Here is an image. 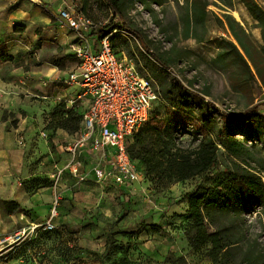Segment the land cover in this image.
<instances>
[{"label": "rangeland", "instance_id": "obj_1", "mask_svg": "<svg viewBox=\"0 0 264 264\" xmlns=\"http://www.w3.org/2000/svg\"><path fill=\"white\" fill-rule=\"evenodd\" d=\"M158 1L161 4L124 0L120 17L107 0H0L8 12L18 8L31 12L15 22L4 13L0 33L23 43L14 45L17 57L4 68L29 72L20 79L33 82L31 91L0 88V99L8 105L3 114L7 127H18L20 115L37 119H29L36 128L27 120L19 130L20 177L29 195L50 192L53 199L60 198L53 230L45 229L49 209L42 214L22 207L18 209L26 214L22 219H5V225L10 223L6 232L23 228L29 232L12 248L0 251V264H216L207 255L208 246L195 249L190 243L194 229L188 196L198 188L214 186L227 169L242 166L264 175V123L245 126L225 120V115L236 117L254 108L264 116V83L255 70L254 78L242 82L241 69L229 70L216 62L230 48L228 41L238 44L226 15L242 25L255 46L264 44L263 23L247 7L250 3L263 16L264 0H231V7L228 0H209L207 20L192 21L190 29L193 17L187 0ZM63 8L84 13L96 23V30L109 25L118 52L158 91L151 117L166 122V129L159 131L146 123L130 140L132 151L140 148L138 138L153 149L175 143L185 153L212 139L219 148L215 165L187 180L148 173L147 180L123 193L96 180L79 182L59 173L67 159L63 147L76 136L71 126L61 127L60 119L84 111L73 102L76 92L61 81L78 62L69 45L74 34L57 15ZM140 39L167 67L151 58ZM26 103L30 109L22 108ZM234 139L245 145L240 155L228 148ZM0 209L6 216L12 211L2 201ZM241 219L251 244L264 252V207L240 216L242 225Z\"/></svg>", "mask_w": 264, "mask_h": 264}, {"label": "trees", "instance_id": "obj_2", "mask_svg": "<svg viewBox=\"0 0 264 264\" xmlns=\"http://www.w3.org/2000/svg\"><path fill=\"white\" fill-rule=\"evenodd\" d=\"M107 2L115 14L122 17L124 0H107ZM156 2L161 4L158 0ZM187 4L193 17V20L188 22V29L192 21L195 24L205 23L210 11L208 9L209 0H187ZM226 5L231 7L232 1L228 0ZM247 7L254 17L263 23L264 39V15H259L250 3H247ZM226 17L238 44L228 41L227 45L230 48H225L217 57L216 62L229 70L235 67L241 69L242 82L248 83L250 78H254L255 70L264 83V44L260 48L255 46L242 25L229 15ZM16 30L19 31L18 27ZM98 32L101 35H107L113 30L106 25ZM140 40L151 58L167 67L166 62L155 55L142 39ZM115 50L121 55L116 47ZM5 52L4 45L0 43V58L2 60L13 58ZM149 61L153 64L151 60ZM194 95L202 98L195 93ZM82 120L83 113L78 114L72 111L67 117H62L59 124L63 128L71 126L77 133L81 129ZM225 120L236 125L247 126L264 123V116L254 108L236 117L225 115ZM203 121H209V118H204ZM147 124L159 131L166 129V122L156 117H151ZM232 142L228 147L229 150L234 155H240L245 145L240 139H234ZM137 143L140 144V148L135 152L129 145L130 155L137 164L145 165L143 168L146 180L148 173L159 178L168 176L177 180H187L205 172L218 161L219 148L212 139L203 141L192 153H185L184 150L176 147L174 142V144L162 145L154 149L150 148L144 139L138 138ZM188 201L189 217L194 229L190 243L195 249L208 246L207 255L216 264H264V252L256 244H251L250 238L243 231V220L241 219L242 225L238 220L240 216L255 211L258 206L264 207V175L242 166L227 169L223 175L217 177L214 186L198 188L190 193ZM5 204L10 205L12 211L20 208L16 201H5ZM255 241L259 242L257 239Z\"/></svg>", "mask_w": 264, "mask_h": 264}, {"label": "built area", "instance_id": "obj_3", "mask_svg": "<svg viewBox=\"0 0 264 264\" xmlns=\"http://www.w3.org/2000/svg\"><path fill=\"white\" fill-rule=\"evenodd\" d=\"M57 15L74 34L69 45L78 60L77 68L61 81L78 89L73 102L84 107L81 129L64 148L69 157L59 173H69L79 182L92 173L97 182L118 189L145 181V169L131 158L129 143L150 120L157 89L133 62L117 53L113 33L101 35L91 18L73 9H60ZM89 155L98 157L90 170ZM59 202V197L53 201L47 230L55 228ZM28 232L23 228L0 236V251L12 248Z\"/></svg>", "mask_w": 264, "mask_h": 264}, {"label": "crops", "instance_id": "obj_4", "mask_svg": "<svg viewBox=\"0 0 264 264\" xmlns=\"http://www.w3.org/2000/svg\"><path fill=\"white\" fill-rule=\"evenodd\" d=\"M7 7H3L0 3V33H2L1 28V22L3 21L4 13L7 15V20L11 19V22H15L16 20H25L29 15L30 11L26 10L25 8H18V9H12L10 12L6 10ZM75 39V37H74ZM74 41V40H73ZM0 43L4 45L6 52V55H11L13 58L10 60H2L0 58V88L4 89L6 88H12L14 86L17 87H23V89H26L28 91L32 90V84L33 82H28L26 80H21V77H24V74H30L29 72H24L20 68H13L12 70H8L4 68V66L8 63H10L12 60H15L16 55V49L14 48L15 44H20L22 46L23 43L17 42L16 40H13L9 37H3L0 35ZM69 43V41H67ZM78 65V62L77 64ZM73 70V69H72ZM70 70L69 72H71ZM68 72V73H69ZM32 73V72H31ZM67 73V74H68ZM66 74V75H67ZM22 75V76H21ZM65 75V76H66ZM51 75H48L50 77ZM19 81L23 82V84L19 83ZM19 84H18V83ZM74 92L77 93L78 89L76 87L69 86ZM3 99H0V201H16L19 203L20 208H32L39 213H46L49 209L48 216L50 214V210L53 204V195L49 193L44 194H28L27 188L25 187L21 177L20 173L23 171L21 167H19V158L17 154L19 153V130L24 127V124L27 122L33 123V121H30L31 119L36 121L37 119L34 118V116H21L23 119L22 122H20V125L18 127H7V121L3 119L4 114V107L8 106L7 103L3 105ZM20 106V105H19ZM22 108L30 109L31 105L26 103ZM14 110L19 111V108H15ZM41 117H39L40 119ZM30 119V120H29ZM33 128H36V125L32 124ZM64 150V147H63ZM66 157L68 159L69 154L66 153ZM66 159V160H67ZM66 160L64 162H66ZM98 160V157L96 155H89V159L87 161V169L90 170ZM69 174V173H68ZM72 176L71 174H69ZM20 177V178H19ZM73 177V176H72ZM89 180H95V177L92 173L88 175V178L86 181ZM113 186V185H110ZM115 187V186H113ZM133 186H125L121 189L116 188L119 192L123 193L125 191H132ZM19 208V209H20ZM8 212V213H7ZM7 216L5 215V212L0 209V236L5 235H11V232H6V230L9 228L10 223L4 224L5 219L12 220H18L22 219L23 216H25V212L23 210H15V211H6ZM13 227V226H12Z\"/></svg>", "mask_w": 264, "mask_h": 264}, {"label": "bare ground", "instance_id": "obj_5", "mask_svg": "<svg viewBox=\"0 0 264 264\" xmlns=\"http://www.w3.org/2000/svg\"><path fill=\"white\" fill-rule=\"evenodd\" d=\"M236 15H237V16H239V14H238V13H236Z\"/></svg>", "mask_w": 264, "mask_h": 264}]
</instances>
